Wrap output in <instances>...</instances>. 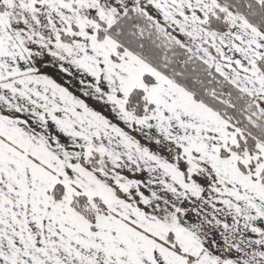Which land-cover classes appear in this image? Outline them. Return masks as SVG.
<instances>
[{
    "label": "snow or ice",
    "instance_id": "6c2138e0",
    "mask_svg": "<svg viewBox=\"0 0 264 264\" xmlns=\"http://www.w3.org/2000/svg\"><path fill=\"white\" fill-rule=\"evenodd\" d=\"M0 264H264V0H0Z\"/></svg>",
    "mask_w": 264,
    "mask_h": 264
}]
</instances>
